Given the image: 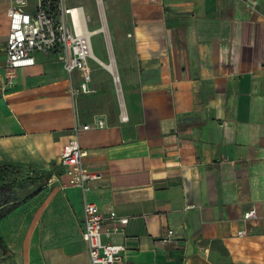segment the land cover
<instances>
[{"label":"crops","instance_id":"crops-1","mask_svg":"<svg viewBox=\"0 0 264 264\" xmlns=\"http://www.w3.org/2000/svg\"><path fill=\"white\" fill-rule=\"evenodd\" d=\"M255 1L127 0L123 77L109 44V61L94 54L105 69L114 61L116 84L98 92L92 76L95 91L74 96L53 51L35 52L7 83L12 0H0V161L52 172L1 218L10 262L91 264L87 199L100 208L105 239L135 263L264 264V0ZM84 124L83 164L101 174L85 193L59 162ZM35 189L26 181L14 197ZM252 207L257 216L245 219ZM169 229L174 239L164 242Z\"/></svg>","mask_w":264,"mask_h":264},{"label":"built area","instance_id":"built-area-1","mask_svg":"<svg viewBox=\"0 0 264 264\" xmlns=\"http://www.w3.org/2000/svg\"><path fill=\"white\" fill-rule=\"evenodd\" d=\"M256 1L250 0L254 7ZM29 0H12L8 9L9 32L7 36V58L5 77L12 84L18 68L32 66L36 63L35 52H55L70 74L69 91L72 95L91 93L92 67L90 58L99 60L93 51L92 34L95 30L88 27L89 16L83 5H70L66 0H35L34 8L27 9ZM79 71L80 78L74 82L73 73ZM125 117V116H124ZM105 122L98 119L96 127H104ZM89 124L74 126L73 134L63 145L60 164L68 177V184L88 188V182L101 176L92 172L83 164L87 151L82 147L79 133L88 129ZM257 216V209L250 208L244 212V218ZM109 230L104 227V217L94 201L85 199L83 207V238L88 245L91 264H138L123 255L125 245L105 239ZM238 234H245L241 229ZM175 232L169 229L162 238L164 242L174 239Z\"/></svg>","mask_w":264,"mask_h":264},{"label":"rangeland","instance_id":"rangeland-1","mask_svg":"<svg viewBox=\"0 0 264 264\" xmlns=\"http://www.w3.org/2000/svg\"><path fill=\"white\" fill-rule=\"evenodd\" d=\"M70 5H83L85 13L89 16L88 27L91 30L106 25V31L97 30L92 34V45L94 53L104 61H109V44L114 50V55L117 59L118 70L122 75V65L120 61V46L122 45L120 40L126 35L129 25V9L127 0H66ZM116 62V61H115ZM90 66L93 68V86L98 89L109 88L116 84L113 73L105 69V67L92 58L90 60ZM106 72V77H101ZM118 83L121 85V81ZM97 92V91H96ZM29 174L26 169L18 170V177H23ZM0 264H10V259L2 253L0 249Z\"/></svg>","mask_w":264,"mask_h":264},{"label":"trees","instance_id":"trees-1","mask_svg":"<svg viewBox=\"0 0 264 264\" xmlns=\"http://www.w3.org/2000/svg\"><path fill=\"white\" fill-rule=\"evenodd\" d=\"M19 169H23L22 163L14 161H0V205L3 204V206L0 208V221L1 218L15 206L16 203L28 199L37 193L38 190L44 187L49 181L52 173L50 170L34 171L31 175L27 174L23 177H18ZM26 181L34 183L36 189L33 190L29 195L18 200V198L14 197L16 194L15 189ZM4 204H6V207H4ZM0 249L4 255H6L8 258H11L7 243L1 235ZM10 263L14 264L13 261Z\"/></svg>","mask_w":264,"mask_h":264},{"label":"bare ground","instance_id":"bare-ground-1","mask_svg":"<svg viewBox=\"0 0 264 264\" xmlns=\"http://www.w3.org/2000/svg\"><path fill=\"white\" fill-rule=\"evenodd\" d=\"M105 30L106 31V26L104 27H99L97 30ZM96 30V31H97ZM105 64V66H106V68L110 71V72H112L113 74H114V72H116L115 70H116V66H115V63H114V61L113 60H111L110 62H107V63H104ZM117 73V72H116ZM115 78L118 80V78H117V74H115Z\"/></svg>","mask_w":264,"mask_h":264},{"label":"water","instance_id":"water-1","mask_svg":"<svg viewBox=\"0 0 264 264\" xmlns=\"http://www.w3.org/2000/svg\"><path fill=\"white\" fill-rule=\"evenodd\" d=\"M115 77V76H114ZM117 78H118V76H117ZM119 79V78H118Z\"/></svg>","mask_w":264,"mask_h":264}]
</instances>
